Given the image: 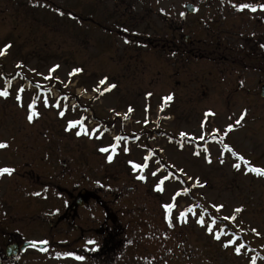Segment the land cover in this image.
<instances>
[{"label": "rangeland", "instance_id": "obj_1", "mask_svg": "<svg viewBox=\"0 0 264 264\" xmlns=\"http://www.w3.org/2000/svg\"><path fill=\"white\" fill-rule=\"evenodd\" d=\"M188 1L197 13H185L182 30L207 40L205 0H0V169L13 170L0 173V198L25 196L27 181L56 183L60 194L29 191L33 207L51 211L77 183L111 200L128 229L156 230V243L181 250L192 237L221 251L218 264H264V175L250 170L264 169V101L171 92L174 64L187 67L174 44ZM52 246L30 251L29 264H82Z\"/></svg>", "mask_w": 264, "mask_h": 264}, {"label": "flooded vegetation", "instance_id": "obj_2", "mask_svg": "<svg viewBox=\"0 0 264 264\" xmlns=\"http://www.w3.org/2000/svg\"><path fill=\"white\" fill-rule=\"evenodd\" d=\"M186 3L191 4V12L185 8ZM241 4L252 7L240 10ZM204 5L207 23L202 19L203 27L210 33L207 40L195 41L196 38L191 37L189 32L182 30L185 13H197L193 1L185 2L182 7L184 10L182 9L179 25L180 34L176 35L174 50L180 55L188 51L187 56L185 55L188 57V68L183 61L181 67L178 62L174 64V69L169 74L173 78L172 92L179 87L178 90L187 92L186 96L198 95L200 98L205 97L207 92H215L222 99L217 103L222 104H227L226 99L230 93L254 94L253 99L264 101V9L259 7L264 5V0H205ZM252 8L256 10L253 11ZM185 35L189 36L187 42L183 40ZM183 46L185 51L180 52ZM135 57L132 53L129 60L139 63V58ZM247 76L252 78V86L244 84L243 78ZM261 119L264 121V117ZM1 140L0 136V143ZM101 184L95 185L98 190L102 189ZM33 185L32 181L21 185L24 188L21 193L25 196L4 198V202L0 198V264L37 263L30 251L38 249L33 246L21 249L27 242H46L42 252L49 251L54 245L53 252L83 257L84 259H79L82 264H218L222 257L218 255L221 254L220 250L210 251L202 239L195 241L191 237L187 247L178 250L176 243H156V230L146 232L128 229L130 222L118 218L111 200L109 203L98 200L91 195V190L79 188L77 183L69 196L63 199L58 197L62 204L53 210L50 211L49 204L45 203L42 207H33L35 199L30 194L33 191L37 193L41 189H51L59 190V194L62 192L61 186L52 182L44 183L38 189ZM104 185L105 192H108L109 184L106 182ZM34 209L36 212H33ZM18 210L23 211L21 216L16 215ZM35 214L37 215L33 216ZM88 221L91 227H87ZM36 225L38 238L33 235V226ZM9 244L16 245V252L8 257L5 255V247ZM48 259L42 253L41 262Z\"/></svg>", "mask_w": 264, "mask_h": 264}, {"label": "snow or ice", "instance_id": "obj_3", "mask_svg": "<svg viewBox=\"0 0 264 264\" xmlns=\"http://www.w3.org/2000/svg\"><path fill=\"white\" fill-rule=\"evenodd\" d=\"M249 7H252V6L247 5V4H241V5L239 6V9L242 10V9H244V8H249ZM259 7H260L261 9H264V5H260ZM252 10L255 11L256 9H255V8H252ZM6 47H8V46H6ZM0 54H3V52L0 51ZM80 71H81V69H74V70H73L74 73H75V72H80ZM104 83H105V80H101V81L99 82L100 85H103ZM112 87H114V85H109L107 88L104 89V91H109ZM7 94H8V93H7L6 91H0V95H4V96H6ZM17 99H19V97H17ZM165 99H166V100H170L171 97L169 96V97H166ZM30 107H31V106H30ZM129 110H131V109H129ZM34 114H35V113L30 114L29 117H28V119L31 120V119H32V115H34ZM60 114L63 115V113H60ZM74 123H77V122H70V126H71L72 124H74ZM236 123L238 124V123H240V121L238 120V121H236ZM229 129H231V125H229ZM77 134L79 135V133H77ZM6 146H7L6 144H4V143H0V148L6 147ZM100 151H102V152H107V151H108V148H101ZM125 151H127V149H125ZM108 159L111 160L112 157L109 156ZM241 159H243V158L241 157ZM130 163H132V162H130ZM145 166H146V165H140V164H134V163H133V167H134V168H142V167H145ZM234 167L239 168L240 165H239V164H236V165H234ZM250 170L253 171V172H256V173L259 174V175H264V169L251 168ZM12 171H13V170H12V169H9V168H3V169H0V173H11ZM153 175H155V173H153ZM139 178H140V179H144L143 176H141V177H139ZM165 179H166V178H165ZM162 183H163V181H161V184H162ZM157 190H162L160 184H157ZM164 207H165L166 209H171L172 207H174V205L169 204V205H165ZM217 207H222V206H217ZM236 211L238 212V211H240V209H236ZM181 215H183V213H182ZM198 222L201 223V224H204V221H203V220H200V221H198ZM209 230H211V229H209ZM219 238H220L219 236H216V239H219ZM45 243H46V242H45ZM89 243H94V242L89 241ZM227 243L230 244V243H232V241H228ZM225 247H227V244H225ZM236 251L239 252V251H240V248L237 247V248H236ZM66 255H72V254H71V253H67ZM76 259H81V260H82V259H84V258L78 256V257H76Z\"/></svg>", "mask_w": 264, "mask_h": 264}, {"label": "water", "instance_id": "obj_4", "mask_svg": "<svg viewBox=\"0 0 264 264\" xmlns=\"http://www.w3.org/2000/svg\"><path fill=\"white\" fill-rule=\"evenodd\" d=\"M33 245V244H32ZM34 246H36V247H39V248H42L41 246H39L38 244H34ZM12 246H10V248H11ZM9 248V249H10ZM10 251V250H9Z\"/></svg>", "mask_w": 264, "mask_h": 264}]
</instances>
